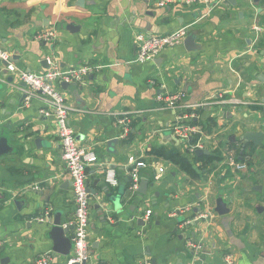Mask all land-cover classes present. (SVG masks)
<instances>
[{
	"label": "crops",
	"instance_id": "obj_1",
	"mask_svg": "<svg viewBox=\"0 0 264 264\" xmlns=\"http://www.w3.org/2000/svg\"><path fill=\"white\" fill-rule=\"evenodd\" d=\"M160 1L0 0V50L18 57L11 63L15 72L0 62V139L9 147L0 158V264H31L49 252L52 264H67L53 251V223L37 219L51 210L52 218L61 213L63 226L74 221L72 182L55 119L43 114L42 100L27 101L18 76L48 71L44 60L65 71L96 67L83 83L57 86L72 109L79 144L99 161L87 169L88 189L96 192L89 264H224L228 255L236 264H264V141L245 148L247 171L227 164L242 155V136L264 134V0H225L210 8L160 7ZM181 27H190L199 50L189 52L183 42L153 62H135L138 34L164 36ZM47 31L55 32L53 41L37 39ZM176 92L185 93L182 108L163 107L159 97ZM232 98L248 104L235 106ZM201 103L207 105L196 108ZM122 113L132 116L126 138L115 118ZM182 115H195L191 124L207 127L206 150L222 152L223 160L199 179L151 154L176 150L193 158L171 130ZM111 139L119 141L113 148ZM137 163L144 164L138 185L149 182L143 197L129 180ZM108 170H115L118 186L105 182ZM107 187L115 195L120 187L130 192L122 211L104 206ZM220 200L227 214L216 211ZM147 211L153 212L149 221Z\"/></svg>",
	"mask_w": 264,
	"mask_h": 264
},
{
	"label": "built area",
	"instance_id": "obj_2",
	"mask_svg": "<svg viewBox=\"0 0 264 264\" xmlns=\"http://www.w3.org/2000/svg\"><path fill=\"white\" fill-rule=\"evenodd\" d=\"M225 0H161L160 7L167 5H181L184 7H195L205 5L209 8L217 5ZM261 32L260 27L254 29ZM190 27H181L177 31L164 36L138 34L135 37V43L138 47V54L135 62L138 64H146L155 61L164 51L173 49L185 41L189 35ZM55 38L54 31H47L37 36L40 41L51 42ZM11 59L9 53L0 50V62H8ZM50 69L43 73H33L21 71L18 73L19 79L26 84L27 101L33 98L42 100L45 105L43 114L52 116L55 119L57 127V136L62 148V159L64 161L67 174L69 175L76 204V213L74 221L70 224L74 226V239L72 241L73 248L69 257L66 258L67 264H89L91 259L89 231H90V201L91 194L87 186V169L91 165L97 164L98 157L93 150L82 147L76 137V133L70 125V114L72 109L67 104L64 93L57 87L63 83L77 84L83 83L85 79L95 70V66L86 65L81 68L72 70H62L58 64L49 61ZM10 72H15L16 68L11 65L7 66ZM185 98V93H166L159 97L163 103V107L168 110L178 111L182 108L181 101ZM227 102V101H224ZM235 106H246L248 102L243 99L232 98L229 101ZM207 104L201 103L196 106L202 109ZM116 122L123 129L122 138H126L130 132L132 116L129 113L115 115ZM195 115H182L178 117V121L171 128L177 139L186 144L187 153L195 155L198 150H206L204 144V130L194 127L191 121ZM197 137L195 144L191 140ZM250 157L239 154L232 155L228 158L227 164L234 169L236 173L247 171ZM136 169L131 173L133 184L131 189L137 190L139 185L138 168L144 167L143 163H137ZM105 182L113 187L118 186V180L115 170L106 172ZM51 210L38 218V221L44 222L49 219ZM153 212L147 211L144 220L149 221ZM196 248L192 244L189 245ZM54 253L49 252L37 258L31 264H52ZM224 264H236L231 255L225 257Z\"/></svg>",
	"mask_w": 264,
	"mask_h": 264
},
{
	"label": "water",
	"instance_id": "obj_3",
	"mask_svg": "<svg viewBox=\"0 0 264 264\" xmlns=\"http://www.w3.org/2000/svg\"><path fill=\"white\" fill-rule=\"evenodd\" d=\"M227 1L231 3L232 5H235L236 3V0H227ZM254 1H260V0H254ZM70 29L74 30L72 27H70ZM184 46L186 50L189 52L197 51L200 49V47L196 45V36L194 34H189L187 36V38L184 41ZM17 58L18 57L16 56L10 59L8 62H3V65L7 67L10 63H14L15 60H17ZM42 65L44 68L49 69V62L47 60H44L42 62ZM24 86L26 87V84H24ZM62 86L63 88H68L69 84L63 83ZM232 141L236 142V138L232 137ZM239 141L243 145V151H242V154H243L245 148L250 144L254 145L255 148L260 147L264 141V134L262 132L247 133L246 135L242 136L239 139ZM118 143H119L118 140L111 139L108 141L107 144L110 148H113ZM43 144H44L43 139L36 140V145L39 148H42ZM8 149L9 147L7 144V140L4 138H1L0 139V158L8 152ZM195 155L198 157H201V156H209L211 155V153L208 150H198ZM129 180L131 183H133V178H130ZM99 182L100 181L97 180V183ZM148 188H149L148 180H143L137 189V193L142 197L146 196L148 193ZM88 190L90 194L96 196V192L94 190H91V189H88ZM129 193L130 192H127L124 190V188L120 187L118 192L115 195L113 194V192H109V188L107 187L106 188V198L103 201V204L109 211L114 210L116 212H120L123 210V202ZM156 196L158 197L159 193H156ZM216 211L221 215L227 214L229 212L223 200H220L218 202ZM61 217H62L61 213H57L53 218L51 216L49 217V220L51 221V223H53V226H54L51 232V238L54 241L53 251L56 254L67 258L70 256L72 248H73L72 241L74 239V235H69V233L74 232V226L73 225L63 226ZM156 218L159 220L158 224H160V216L156 215ZM137 223L139 225H145V221L143 219H138ZM152 264H156V263L153 262ZM178 264H183V262L180 260Z\"/></svg>",
	"mask_w": 264,
	"mask_h": 264
},
{
	"label": "trees",
	"instance_id": "obj_4",
	"mask_svg": "<svg viewBox=\"0 0 264 264\" xmlns=\"http://www.w3.org/2000/svg\"><path fill=\"white\" fill-rule=\"evenodd\" d=\"M192 124L195 126L199 125L195 121H193ZM202 127L205 132L208 130L206 126ZM196 141L197 137H194L191 140V143L195 144ZM151 154L170 160L174 164L178 165L182 171H184L194 179H199L201 177V174L207 171L209 166H212L214 163L223 160L222 152L220 150L213 151L209 156L198 157L196 155H193L192 159H190L188 156L180 154L176 150L167 152L164 149H155L151 152ZM239 158H241V155H239Z\"/></svg>",
	"mask_w": 264,
	"mask_h": 264
}]
</instances>
